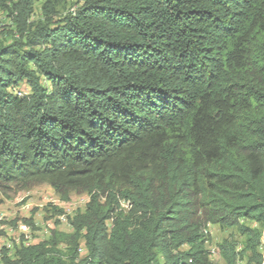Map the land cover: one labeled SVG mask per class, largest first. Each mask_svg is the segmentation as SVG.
<instances>
[{
  "label": "trees",
  "instance_id": "1",
  "mask_svg": "<svg viewBox=\"0 0 264 264\" xmlns=\"http://www.w3.org/2000/svg\"><path fill=\"white\" fill-rule=\"evenodd\" d=\"M34 1L0 0L20 33L0 42V205L34 184L89 201L1 264H215L209 225L245 237L218 244L227 264H264V0H84L60 19L47 0L30 22Z\"/></svg>",
  "mask_w": 264,
  "mask_h": 264
},
{
  "label": "rangeland",
  "instance_id": "2",
  "mask_svg": "<svg viewBox=\"0 0 264 264\" xmlns=\"http://www.w3.org/2000/svg\"><path fill=\"white\" fill-rule=\"evenodd\" d=\"M84 0H51L50 5L55 6L54 16L60 19L69 15L73 10L83 3ZM47 0H35L33 12L29 19L30 22L44 20L45 4ZM20 39L18 28L10 16L9 12L0 5V42L12 43ZM30 87L26 84H20L16 93H29ZM89 201V195L84 192H73L69 201L61 200L48 184H34L27 189L13 193L11 198H4L0 205V259L3 248L13 249L15 245H24L38 243L46 240L50 236V231L54 228L71 232V217L77 211L85 210L86 203ZM54 207L64 210V214L58 215ZM125 208H127L124 205ZM25 219H32L34 226L24 223ZM252 224V223H250ZM26 225L28 230L23 229ZM253 225V224H252ZM210 233V239L206 246L211 251V260L215 264H227L220 252L217 251L218 244L225 240L231 241L237 246V250L243 249L245 237L242 236L235 228H221L218 225H209L206 229ZM30 234V235H24ZM21 237V241L16 239ZM81 254H85L86 248L82 244ZM188 249L187 246L183 247ZM258 251L264 256V228L261 227V237ZM264 258V257H263ZM247 255L240 262H246ZM1 264V262H0Z\"/></svg>",
  "mask_w": 264,
  "mask_h": 264
},
{
  "label": "built area",
  "instance_id": "3",
  "mask_svg": "<svg viewBox=\"0 0 264 264\" xmlns=\"http://www.w3.org/2000/svg\"><path fill=\"white\" fill-rule=\"evenodd\" d=\"M205 233L208 234V231L205 230ZM24 235H30V234H24ZM19 241H21V237L16 239V242H19Z\"/></svg>",
  "mask_w": 264,
  "mask_h": 264
},
{
  "label": "bare ground",
  "instance_id": "4",
  "mask_svg": "<svg viewBox=\"0 0 264 264\" xmlns=\"http://www.w3.org/2000/svg\"><path fill=\"white\" fill-rule=\"evenodd\" d=\"M23 226V225H22ZM28 227V226H27ZM26 227V225L25 226H23V229H25V230H28V228ZM264 228V227H263ZM27 245H30V244H27ZM262 255V254H261Z\"/></svg>",
  "mask_w": 264,
  "mask_h": 264
},
{
  "label": "clouds",
  "instance_id": "5",
  "mask_svg": "<svg viewBox=\"0 0 264 264\" xmlns=\"http://www.w3.org/2000/svg\"><path fill=\"white\" fill-rule=\"evenodd\" d=\"M125 206H126V204H124ZM210 233H208V235H209ZM81 247H82V245H81ZM80 251V250H79ZM211 252V251H210ZM85 254H86V252H85ZM81 255H84V254H81ZM211 255V254H210Z\"/></svg>",
  "mask_w": 264,
  "mask_h": 264
},
{
  "label": "crops",
  "instance_id": "6",
  "mask_svg": "<svg viewBox=\"0 0 264 264\" xmlns=\"http://www.w3.org/2000/svg\"><path fill=\"white\" fill-rule=\"evenodd\" d=\"M23 244H24V245H27V242H23ZM29 244H31V242H30Z\"/></svg>",
  "mask_w": 264,
  "mask_h": 264
}]
</instances>
